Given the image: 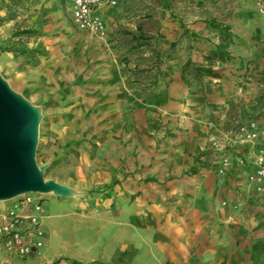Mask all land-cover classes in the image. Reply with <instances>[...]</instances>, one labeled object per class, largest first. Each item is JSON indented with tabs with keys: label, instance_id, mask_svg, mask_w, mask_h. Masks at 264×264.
Wrapping results in <instances>:
<instances>
[{
	"label": "rangeland",
	"instance_id": "1",
	"mask_svg": "<svg viewBox=\"0 0 264 264\" xmlns=\"http://www.w3.org/2000/svg\"><path fill=\"white\" fill-rule=\"evenodd\" d=\"M66 2L0 0V76L37 109L36 163L67 189L41 194L61 249H0V264H111L81 258L158 229L153 204L190 198L197 171L247 181L242 129L264 127V0H121L102 34L79 30ZM140 25L147 40L125 44Z\"/></svg>",
	"mask_w": 264,
	"mask_h": 264
},
{
	"label": "crops",
	"instance_id": "2",
	"mask_svg": "<svg viewBox=\"0 0 264 264\" xmlns=\"http://www.w3.org/2000/svg\"><path fill=\"white\" fill-rule=\"evenodd\" d=\"M257 150L258 144L249 145L245 156L251 163L249 172ZM200 173L195 172L189 183L192 196L179 203L173 200L169 212L164 205L153 204L158 229H140L136 244L126 239L115 253L98 249L81 261L104 257L111 264H264V185L259 191L248 180L231 179L226 187L209 173ZM44 225L46 248L36 257L50 258L61 246H54Z\"/></svg>",
	"mask_w": 264,
	"mask_h": 264
},
{
	"label": "built area",
	"instance_id": "3",
	"mask_svg": "<svg viewBox=\"0 0 264 264\" xmlns=\"http://www.w3.org/2000/svg\"><path fill=\"white\" fill-rule=\"evenodd\" d=\"M71 19L81 31L102 34L106 31V15L121 0H66ZM246 140L258 144V150L247 175L249 183L264 184V127L246 130ZM231 166L230 159L221 161L224 172ZM44 205L41 194L28 193L0 205V249L14 258L30 259L45 247L48 232L44 225Z\"/></svg>",
	"mask_w": 264,
	"mask_h": 264
},
{
	"label": "water",
	"instance_id": "4",
	"mask_svg": "<svg viewBox=\"0 0 264 264\" xmlns=\"http://www.w3.org/2000/svg\"><path fill=\"white\" fill-rule=\"evenodd\" d=\"M38 111L0 76V200L28 193L63 195L66 187L45 180L36 160Z\"/></svg>",
	"mask_w": 264,
	"mask_h": 264
},
{
	"label": "trees",
	"instance_id": "5",
	"mask_svg": "<svg viewBox=\"0 0 264 264\" xmlns=\"http://www.w3.org/2000/svg\"><path fill=\"white\" fill-rule=\"evenodd\" d=\"M210 24V26L214 29H220L221 26L218 25L215 21H209L208 22ZM143 27L144 25H140L139 28H138V32L137 33H133L131 31H123L121 32V34H124L122 35L121 39L125 42L130 43V42H134V41H139V40H144L146 41L147 38L144 37L143 35ZM225 30H228L229 27L226 26L224 27ZM126 44V43H125ZM147 43H139L137 45V47H140V46H145ZM193 72H195L197 75L201 76V75H204V74H212L213 71L211 68H205V67H194L192 69ZM141 74L145 72V70H142V71H139ZM143 95L145 96H148L146 92L143 91Z\"/></svg>",
	"mask_w": 264,
	"mask_h": 264
},
{
	"label": "bare ground",
	"instance_id": "6",
	"mask_svg": "<svg viewBox=\"0 0 264 264\" xmlns=\"http://www.w3.org/2000/svg\"><path fill=\"white\" fill-rule=\"evenodd\" d=\"M50 193L53 195H57V193H54V192H50ZM0 203H4V200H0Z\"/></svg>",
	"mask_w": 264,
	"mask_h": 264
}]
</instances>
